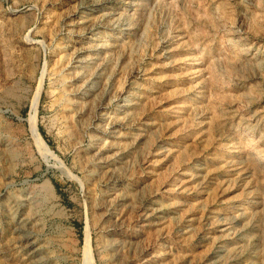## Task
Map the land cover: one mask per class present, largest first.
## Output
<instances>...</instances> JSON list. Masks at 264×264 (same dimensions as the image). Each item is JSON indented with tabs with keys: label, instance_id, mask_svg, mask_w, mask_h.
Masks as SVG:
<instances>
[{
	"label": "rangeland",
	"instance_id": "1",
	"mask_svg": "<svg viewBox=\"0 0 264 264\" xmlns=\"http://www.w3.org/2000/svg\"><path fill=\"white\" fill-rule=\"evenodd\" d=\"M89 1L0 0V264H264V0Z\"/></svg>",
	"mask_w": 264,
	"mask_h": 264
},
{
	"label": "bare ground",
	"instance_id": "2",
	"mask_svg": "<svg viewBox=\"0 0 264 264\" xmlns=\"http://www.w3.org/2000/svg\"><path fill=\"white\" fill-rule=\"evenodd\" d=\"M82 1H84V0H82ZM93 1H94V0H93ZM89 2L91 3V0H90ZM90 3H89V4H90ZM94 3H95V2H94ZM92 5H93V4H92ZM82 8H83V7H82ZM201 16H202V15H201ZM29 241H30V240H29ZM30 244H31V243H30ZM30 254H31V253H30ZM220 260H221V259H220Z\"/></svg>",
	"mask_w": 264,
	"mask_h": 264
}]
</instances>
